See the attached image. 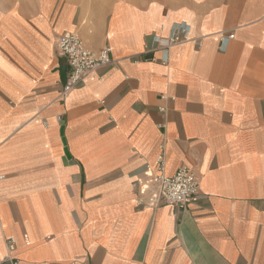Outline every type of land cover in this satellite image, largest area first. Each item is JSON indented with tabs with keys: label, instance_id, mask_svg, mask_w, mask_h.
Segmentation results:
<instances>
[{
	"label": "crops",
	"instance_id": "obj_1",
	"mask_svg": "<svg viewBox=\"0 0 264 264\" xmlns=\"http://www.w3.org/2000/svg\"><path fill=\"white\" fill-rule=\"evenodd\" d=\"M181 23L190 40L167 47ZM66 30L115 62L62 97ZM161 162L198 176L191 203L151 201ZM11 255L264 264V0L1 2L0 264Z\"/></svg>",
	"mask_w": 264,
	"mask_h": 264
},
{
	"label": "built area",
	"instance_id": "obj_2",
	"mask_svg": "<svg viewBox=\"0 0 264 264\" xmlns=\"http://www.w3.org/2000/svg\"><path fill=\"white\" fill-rule=\"evenodd\" d=\"M229 37H234L230 34ZM190 40L188 36V25L178 24L166 38V45L182 44ZM58 49L65 56L69 70L67 82L61 93L62 97L67 96L74 88L83 83L87 78L96 73L100 68L111 65L115 62L111 46H106L99 52L90 50L80 37L72 30H66L59 34ZM157 174V192L151 197L153 203H166L173 206L187 205L191 203L199 192V178L188 166H180L173 174L164 170L161 162ZM11 251H15L16 243L12 238L8 242ZM13 264H19L15 255H11Z\"/></svg>",
	"mask_w": 264,
	"mask_h": 264
},
{
	"label": "water",
	"instance_id": "obj_3",
	"mask_svg": "<svg viewBox=\"0 0 264 264\" xmlns=\"http://www.w3.org/2000/svg\"><path fill=\"white\" fill-rule=\"evenodd\" d=\"M64 133V125L62 126V134Z\"/></svg>",
	"mask_w": 264,
	"mask_h": 264
},
{
	"label": "rangeland",
	"instance_id": "obj_4",
	"mask_svg": "<svg viewBox=\"0 0 264 264\" xmlns=\"http://www.w3.org/2000/svg\"><path fill=\"white\" fill-rule=\"evenodd\" d=\"M3 1L5 2V0H0V4H1V2H3ZM1 9H2V8H1ZM3 10H4V9H3Z\"/></svg>",
	"mask_w": 264,
	"mask_h": 264
}]
</instances>
